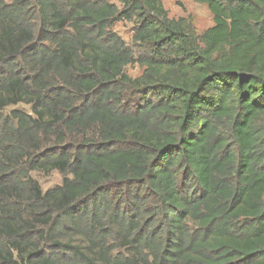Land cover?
Masks as SVG:
<instances>
[{
  "label": "trees",
  "instance_id": "1",
  "mask_svg": "<svg viewBox=\"0 0 264 264\" xmlns=\"http://www.w3.org/2000/svg\"><path fill=\"white\" fill-rule=\"evenodd\" d=\"M194 1L0 0V264H264V0Z\"/></svg>",
  "mask_w": 264,
  "mask_h": 264
},
{
  "label": "rangeland",
  "instance_id": "2",
  "mask_svg": "<svg viewBox=\"0 0 264 264\" xmlns=\"http://www.w3.org/2000/svg\"><path fill=\"white\" fill-rule=\"evenodd\" d=\"M122 7L120 0H108ZM165 9L172 18L188 17L198 32H202L213 25V16L205 4L198 3L194 0H162ZM135 23L119 20L112 27L114 31L128 44H132L133 28ZM143 68L138 64L128 65L125 71L132 78L138 77ZM29 111V107H23ZM32 176L39 181L43 190L61 185L62 174L59 171L45 173L42 171H33Z\"/></svg>",
  "mask_w": 264,
  "mask_h": 264
}]
</instances>
